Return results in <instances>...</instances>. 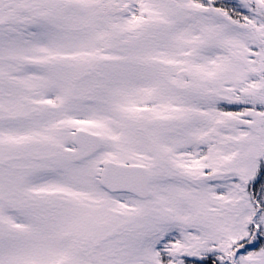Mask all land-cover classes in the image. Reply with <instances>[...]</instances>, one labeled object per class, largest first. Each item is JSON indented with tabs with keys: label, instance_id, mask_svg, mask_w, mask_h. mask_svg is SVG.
<instances>
[{
	"label": "snow or ice",
	"instance_id": "obj_1",
	"mask_svg": "<svg viewBox=\"0 0 264 264\" xmlns=\"http://www.w3.org/2000/svg\"><path fill=\"white\" fill-rule=\"evenodd\" d=\"M0 264H264V0H0Z\"/></svg>",
	"mask_w": 264,
	"mask_h": 264
}]
</instances>
